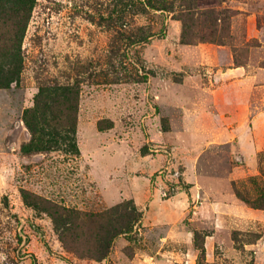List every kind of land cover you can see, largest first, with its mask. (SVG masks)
Masks as SVG:
<instances>
[{
    "label": "rangeland",
    "instance_id": "obj_1",
    "mask_svg": "<svg viewBox=\"0 0 264 264\" xmlns=\"http://www.w3.org/2000/svg\"><path fill=\"white\" fill-rule=\"evenodd\" d=\"M219 1L216 25L142 0H37L20 39L0 21V70L23 61L0 86V264H264V209L236 193L262 179L264 0ZM48 87L72 94L30 112L59 133L38 149Z\"/></svg>",
    "mask_w": 264,
    "mask_h": 264
},
{
    "label": "trees",
    "instance_id": "obj_2",
    "mask_svg": "<svg viewBox=\"0 0 264 264\" xmlns=\"http://www.w3.org/2000/svg\"><path fill=\"white\" fill-rule=\"evenodd\" d=\"M144 3L149 6L152 9H161L163 11H179L180 18L185 22V24H188V22H194L202 19L204 17V20L202 23H207L209 21L210 25L213 24L216 25V22L226 19L224 15V10H220L219 8L215 7V4L212 5H205L204 0H142ZM221 2V0L219 1ZM37 3V0H0V21H12V27L14 29H20L16 33V39H20L23 35L24 29L27 27L32 12L34 10V7ZM201 23V25H202ZM206 25V24H205ZM204 25V26H205ZM203 26V27H204ZM219 32V29L215 30V27L212 29L211 33ZM186 39V38H185ZM204 40L210 39V37H203ZM218 40V39H217ZM186 41H189L186 39ZM191 41V40H190ZM216 41V40H215ZM219 41H222V39L219 38ZM22 59H21V48L19 45L14 46V52H11V61L10 66L6 71L0 70L1 74H6V76H3L0 78V86H9L11 82L17 80V75H19V72L22 68ZM5 68V67H4ZM3 68V69H4ZM5 72V73H4ZM61 89V87H58L56 89H41L38 95L36 96V104L34 109L28 110L25 119L29 125V127L33 130L34 133V142L37 143L38 149H51L53 147H59L60 144L58 143V135L59 133H48L49 137H44V132L41 131L40 134H38V130L34 124V122L30 119V112L33 110H36V112L43 113L45 111V108L47 106H52L49 104L54 103V101H57V96L65 94L67 97V94H72L69 90H64L62 94H60L58 91ZM53 91V92H52ZM52 92V93H51ZM50 96V97H49ZM50 98L51 101H47V98ZM75 97V96H74ZM72 106H74V110L77 107H75V102H72ZM41 108V109H40ZM36 114V113H35ZM75 116L72 120V122L68 121V124L66 128H63L64 131L67 132L68 136V148H66L71 153H78L79 148L76 142L75 137V124H74ZM252 184L255 187L253 189V192H250V189H246L245 192L242 191L241 188L236 186V193L237 195L246 203L250 204L253 207L256 208H263L264 209V164L262 167V179L258 180L256 177L250 178ZM198 239V234L197 237ZM200 245V244H199ZM201 249V253H205V247L203 245L199 246Z\"/></svg>",
    "mask_w": 264,
    "mask_h": 264
}]
</instances>
